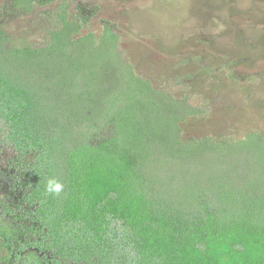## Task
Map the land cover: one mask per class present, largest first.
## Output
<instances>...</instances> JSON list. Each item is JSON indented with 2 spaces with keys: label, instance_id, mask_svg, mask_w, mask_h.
I'll return each mask as SVG.
<instances>
[{
  "label": "trees",
  "instance_id": "16d2710c",
  "mask_svg": "<svg viewBox=\"0 0 264 264\" xmlns=\"http://www.w3.org/2000/svg\"><path fill=\"white\" fill-rule=\"evenodd\" d=\"M57 19L40 49L0 34V148L22 175L20 207L0 197V213L36 237L14 264H264L262 136L183 143L200 114L187 99L136 75L113 28L76 38Z\"/></svg>",
  "mask_w": 264,
  "mask_h": 264
},
{
  "label": "rangeland",
  "instance_id": "374dc122",
  "mask_svg": "<svg viewBox=\"0 0 264 264\" xmlns=\"http://www.w3.org/2000/svg\"><path fill=\"white\" fill-rule=\"evenodd\" d=\"M39 1L28 10L0 0L7 48L47 46L63 12L79 22L76 38H99L111 27L136 75L199 111L180 124L183 143L210 138L217 144L251 134L264 139V0ZM14 161L0 148V197L19 208L22 175ZM27 241H36L31 224L0 213V264H14Z\"/></svg>",
  "mask_w": 264,
  "mask_h": 264
},
{
  "label": "clouds",
  "instance_id": "9594fccd",
  "mask_svg": "<svg viewBox=\"0 0 264 264\" xmlns=\"http://www.w3.org/2000/svg\"><path fill=\"white\" fill-rule=\"evenodd\" d=\"M64 191V184L56 179L55 177H50L47 179L45 185V193L51 196H59Z\"/></svg>",
  "mask_w": 264,
  "mask_h": 264
}]
</instances>
